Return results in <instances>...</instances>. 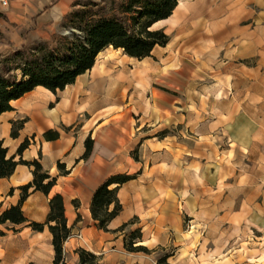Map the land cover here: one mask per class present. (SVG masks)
<instances>
[{
    "label": "crops",
    "instance_id": "1",
    "mask_svg": "<svg viewBox=\"0 0 264 264\" xmlns=\"http://www.w3.org/2000/svg\"><path fill=\"white\" fill-rule=\"evenodd\" d=\"M69 1L40 0L24 36L11 26L17 9L0 2V14L10 19L0 23L1 57L51 27ZM32 7L31 0L19 5L25 13ZM153 27L170 40L152 56L138 59L107 47L64 90L38 86L0 114V140L9 154L19 160L18 148L29 139L23 159H39L57 177L49 194L31 189L23 203L27 222L5 228L0 264H54L49 227L35 231L29 222L46 221L56 194L73 227L64 244L66 264L78 261V248L103 263L151 264L159 249L170 247V264H217L227 251L232 262L264 264V0H178ZM5 28L12 33L7 40ZM19 120L24 125L13 137ZM47 131L59 136L48 139ZM88 138L93 149L84 157ZM116 174L134 178L119 187L123 209L105 230L91 205L96 189ZM33 179L25 164L0 178L1 209L17 204L20 187ZM136 229L142 237L134 244L150 254L127 249ZM242 243L248 256L239 261Z\"/></svg>",
    "mask_w": 264,
    "mask_h": 264
},
{
    "label": "trees",
    "instance_id": "2",
    "mask_svg": "<svg viewBox=\"0 0 264 264\" xmlns=\"http://www.w3.org/2000/svg\"><path fill=\"white\" fill-rule=\"evenodd\" d=\"M111 15L101 14L89 8L76 10L67 17L69 24L77 29L73 39L65 37V43L58 48L40 47L27 56L24 51L26 44L14 47L15 58L22 61L13 65L5 62L0 69V114L13 109L12 101L19 99L25 93L38 86H43L57 93L64 90L67 85L73 84L79 75L90 70L96 63L101 51L107 47L122 49L125 54L138 59L152 56L157 45L165 46L170 37L163 29H155L156 22L168 18L178 5V0H125L117 4ZM14 58V59H15ZM24 120L13 123L12 136L17 137L23 127ZM48 139H55L58 132L47 131ZM26 139L18 148L21 155L16 160V154L10 155L9 148L0 140V178L8 177L14 173L18 164L33 167L34 179L22 185L20 201L7 209L0 207V237L6 234L1 228L16 229V225L28 221L23 203L31 193V189L40 190L49 194L56 183L57 177L46 170L39 159L25 160L22 157L24 150L29 146ZM93 149V140H86L88 157ZM58 167L62 173H68L66 165L59 162ZM134 178L130 174H116L102 183L93 195L91 212L98 226L108 230L109 222L123 209L118 197V189L125 182ZM116 184L115 187H111ZM113 205V208L111 206ZM134 222V220L129 223ZM129 223L123 224L119 230L125 229ZM29 226L35 231H42L49 227L53 235L55 250L54 264H66L64 244L72 234L73 227L68 225L65 215L64 198L56 194L50 199V211L45 222L30 221ZM141 230L136 229L130 233L126 242L130 251H151L143 245H135L141 238ZM79 259L75 264H109L103 263L101 257L85 248H78ZM172 253L167 252L159 257L158 262L169 264L168 258Z\"/></svg>",
    "mask_w": 264,
    "mask_h": 264
},
{
    "label": "rangeland",
    "instance_id": "3",
    "mask_svg": "<svg viewBox=\"0 0 264 264\" xmlns=\"http://www.w3.org/2000/svg\"><path fill=\"white\" fill-rule=\"evenodd\" d=\"M25 0H8V4H7V9L10 10L12 5L14 7V9L16 10V15H10L12 21L11 22V26L13 28V33L17 32L18 35L20 36H24L26 33V29L24 24L26 25H31L33 24L32 21H30L32 19L33 15H37L40 11L37 3H40V0H31L33 7L29 8L28 12L25 13L23 10L19 9V5H21L22 3H24ZM114 1L117 4H121L123 3L125 0H70L68 2V8L66 9V11L59 17H57L56 19H54V21L51 22V27H43L40 28L41 30V35L37 34V35H33V34H29L27 42L25 43L27 45V48L24 51V56L29 55L30 53H32L33 51H37L36 49L40 48V47H44V48H58L59 46L62 47L65 43V37H69L71 40L73 39V33L77 32L78 30L73 28L69 22H68V15L76 10H80V9H84V8H89L92 9L93 11H99V13L101 14H106V15H111L116 6H114ZM0 2H2V0H0ZM7 11V10H6ZM0 18L2 20H0V23L3 21H9V16L1 13L0 14ZM17 21V22H15ZM10 22V21H9ZM11 30L10 28H5V32H3L4 38L5 40L9 39L10 35H11ZM15 50L13 48L12 52L10 54H4L3 57H1L0 55V69L2 67V65L5 62H9L10 64H17L18 62H21L22 59L21 58H15ZM15 58V59H14ZM5 226L3 227V229L5 230ZM240 241L242 242V238L240 239ZM213 244L212 242L210 243ZM228 244L227 242H225L224 246L222 247H227ZM243 248L242 249H238L237 246V250H236V257L239 261H244L246 259V257L248 256V244L247 243H242L241 245ZM172 250V247L166 249V248H162L159 249L158 252L156 253V257L159 259V257H161L162 255H164L167 252H170ZM145 254H150L152 251H142ZM231 252L227 251L225 254H220V259L216 260V258L214 259V263L217 264H224V263H231V264H240V262H232L234 260H232V258H230L229 256H231ZM217 257V258H219ZM264 259V254H263V258ZM157 261V260H156ZM170 264V262H168ZM151 264H164V263H159L157 261V263L151 262ZM195 264H198L197 262H195ZM243 264V263H241Z\"/></svg>",
    "mask_w": 264,
    "mask_h": 264
},
{
    "label": "built area",
    "instance_id": "4",
    "mask_svg": "<svg viewBox=\"0 0 264 264\" xmlns=\"http://www.w3.org/2000/svg\"><path fill=\"white\" fill-rule=\"evenodd\" d=\"M2 3H3L4 5H7V4H8V0H2ZM79 237H81V235H79Z\"/></svg>",
    "mask_w": 264,
    "mask_h": 264
}]
</instances>
